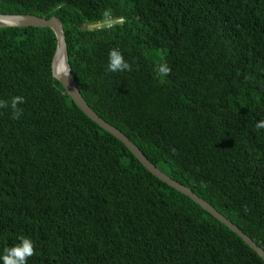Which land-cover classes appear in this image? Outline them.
Listing matches in <instances>:
<instances>
[{
  "label": "trees",
  "instance_id": "1",
  "mask_svg": "<svg viewBox=\"0 0 264 264\" xmlns=\"http://www.w3.org/2000/svg\"><path fill=\"white\" fill-rule=\"evenodd\" d=\"M0 14L59 18L90 108L264 251V0H0ZM55 45L48 27H0V99L25 98L18 120L0 109V255L23 235L28 264H264L79 109L51 75ZM113 48L131 71H107Z\"/></svg>",
  "mask_w": 264,
  "mask_h": 264
},
{
  "label": "water",
  "instance_id": "2",
  "mask_svg": "<svg viewBox=\"0 0 264 264\" xmlns=\"http://www.w3.org/2000/svg\"><path fill=\"white\" fill-rule=\"evenodd\" d=\"M6 26H35L50 28L56 38L54 54L51 60V75L61 83L64 88V93H66L73 100V102L87 117L93 120L102 129L119 139L125 145V147L138 159V161L145 169L155 175L158 179L165 182L168 186L189 197L203 210L208 212L215 220L223 223L227 228L238 235L245 244L253 249L257 253V255L264 260V251L260 247H258L247 235H245L236 225L231 223L226 217L217 212L211 205L200 198L197 194L193 193L190 188L178 183L177 181L160 171L121 131L103 120V118L99 117L90 108V106L80 94L71 73V67L68 63V53L65 36L62 28V23L59 18L54 16L45 18L39 17L34 14H0V27ZM60 64L64 65V72L60 71Z\"/></svg>",
  "mask_w": 264,
  "mask_h": 264
},
{
  "label": "clouds",
  "instance_id": "3",
  "mask_svg": "<svg viewBox=\"0 0 264 264\" xmlns=\"http://www.w3.org/2000/svg\"><path fill=\"white\" fill-rule=\"evenodd\" d=\"M103 15L106 18H109L111 15L110 10H105ZM106 21L102 26L104 29H111L116 23H123L122 20L113 22L109 19L108 22ZM60 71L64 72L63 64L60 65ZM107 71L114 73L131 71V65L124 59V56L119 49L113 48L110 50L108 55ZM154 71L158 77H164L171 73V68L167 61H161L155 66ZM23 103H25V98L20 95H15L12 96L10 100L0 99V109H10L11 119L18 120L23 115V109L20 107ZM255 129H264V119L257 121ZM173 151H175V149H173ZM18 240L19 243L3 250V254L0 255V261H2V264H28V259L35 254L36 250L34 243L30 238L21 235L18 237Z\"/></svg>",
  "mask_w": 264,
  "mask_h": 264
},
{
  "label": "rangeland",
  "instance_id": "4",
  "mask_svg": "<svg viewBox=\"0 0 264 264\" xmlns=\"http://www.w3.org/2000/svg\"><path fill=\"white\" fill-rule=\"evenodd\" d=\"M109 20V19H108ZM108 20L106 22H108ZM111 20V19H110ZM112 21V20H111ZM100 24L98 25H90V27H93V26H99Z\"/></svg>",
  "mask_w": 264,
  "mask_h": 264
},
{
  "label": "bare ground",
  "instance_id": "5",
  "mask_svg": "<svg viewBox=\"0 0 264 264\" xmlns=\"http://www.w3.org/2000/svg\"><path fill=\"white\" fill-rule=\"evenodd\" d=\"M61 65V64H60ZM59 68H60V66H59Z\"/></svg>",
  "mask_w": 264,
  "mask_h": 264
}]
</instances>
